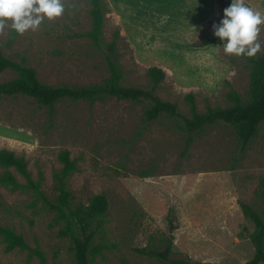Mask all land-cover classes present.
Here are the masks:
<instances>
[{
    "label": "rangeland",
    "instance_id": "1",
    "mask_svg": "<svg viewBox=\"0 0 264 264\" xmlns=\"http://www.w3.org/2000/svg\"><path fill=\"white\" fill-rule=\"evenodd\" d=\"M62 2V16L45 19L36 31L0 33V51L34 68L41 83L100 85L109 76V55L123 86L150 90L187 118L188 94L199 114L231 106V92L248 98L252 65L226 54L222 45L201 46L214 37L225 0H103L107 10L98 46L85 35L92 26L90 0ZM244 3L264 14V0ZM258 40L255 56L264 54V26ZM150 67L165 73L156 85L147 75ZM14 78L10 70L1 72L0 84ZM148 106L114 97L62 99L50 116L29 97L0 95V150L23 157L30 178L50 200L57 196L53 175L62 168L59 155L67 151L76 167L65 180L70 209L106 196L108 210L94 239L104 248L91 264H173L136 251H161L169 240L171 260L247 264L254 254L249 238L254 225L240 204L264 218V122L244 153L235 129L219 123L196 132L182 155V120L163 115L146 122ZM4 170L0 166V176ZM8 170L26 183L14 168ZM54 217L30 189L0 183V227L38 247L47 264H75L70 241L58 236L63 223ZM169 220L175 229H169ZM0 264H37V259L18 249L6 252L0 237Z\"/></svg>",
    "mask_w": 264,
    "mask_h": 264
},
{
    "label": "trees",
    "instance_id": "2",
    "mask_svg": "<svg viewBox=\"0 0 264 264\" xmlns=\"http://www.w3.org/2000/svg\"><path fill=\"white\" fill-rule=\"evenodd\" d=\"M228 6L231 0H225ZM90 16L92 19L91 30L85 33L94 45H99L101 40L104 14L106 7L103 0H90ZM221 45L219 38L212 37L205 40L201 46ZM115 43L108 46L110 52L114 51ZM251 65L250 83L248 98L243 100L235 92L228 94L231 106L226 108H210L199 114L196 111L194 97L192 94L186 96L190 103L191 117L187 118L178 113L177 106L170 102H164L150 90L123 86L121 74L113 57L106 55L109 68V76L102 84L84 87L57 86L52 87L39 81L34 68L28 67L23 61H16L6 57L0 51V73L10 70L15 78L0 84V95L17 96L22 95L33 99L40 107H46L49 115H52L55 104L62 99L73 101H94L99 98L114 97L117 100L147 101L148 107L144 113L146 122L154 121L163 115L180 118L181 128L186 137L184 140V151L188 150L193 136L204 127L223 123L235 129L240 152L244 153L251 140L256 135L257 129L264 122V54L254 57H244ZM147 75L151 82L156 85L165 77L163 70L157 67H150ZM62 168L54 173L55 190L57 196L54 200L47 198L40 187V182H34L27 172L23 157H16L12 151L0 150V166L5 170L0 176V183L7 188L17 190L21 188L30 189L37 200H40L43 207L54 213L55 221L62 222L63 226L58 231V236L67 238L70 241V249L73 252L75 264H91L92 258L101 254L103 245L94 244V239L103 225V216L108 210V201L104 194H98L91 198L88 205L70 209V193L66 189V178L75 172V162L69 159L67 151L59 155ZM9 168H14L21 174L26 183H18ZM242 215L249 219L254 229L250 233V242L254 249L252 259L247 264L264 263V218L256 213L247 204L241 203ZM169 229H175L174 224L169 220ZM0 237L5 243V251L14 249L25 251L29 257L37 259V264H47L44 253L38 247L29 246L21 235L15 234L12 230L0 227ZM139 254L160 262H171L173 264H211L201 262H190L187 259L171 260L172 241L169 240L164 250H153L147 247L136 249Z\"/></svg>",
    "mask_w": 264,
    "mask_h": 264
},
{
    "label": "clouds",
    "instance_id": "3",
    "mask_svg": "<svg viewBox=\"0 0 264 264\" xmlns=\"http://www.w3.org/2000/svg\"><path fill=\"white\" fill-rule=\"evenodd\" d=\"M64 10L62 0H0V33L9 28L20 35L36 31L45 19L58 18ZM261 26L264 14L244 0H231L219 24H213V34L226 54L250 58L261 49Z\"/></svg>",
    "mask_w": 264,
    "mask_h": 264
}]
</instances>
